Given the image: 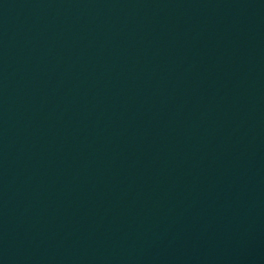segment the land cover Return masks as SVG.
Masks as SVG:
<instances>
[{"label": "water", "instance_id": "obj_1", "mask_svg": "<svg viewBox=\"0 0 264 264\" xmlns=\"http://www.w3.org/2000/svg\"><path fill=\"white\" fill-rule=\"evenodd\" d=\"M0 264H264V0H0Z\"/></svg>", "mask_w": 264, "mask_h": 264}]
</instances>
